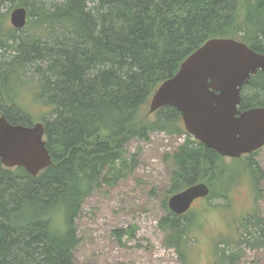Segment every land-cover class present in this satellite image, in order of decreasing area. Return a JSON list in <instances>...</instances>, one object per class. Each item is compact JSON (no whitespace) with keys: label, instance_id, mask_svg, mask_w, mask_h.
Instances as JSON below:
<instances>
[{"label":"trees","instance_id":"obj_1","mask_svg":"<svg viewBox=\"0 0 264 264\" xmlns=\"http://www.w3.org/2000/svg\"><path fill=\"white\" fill-rule=\"evenodd\" d=\"M17 8L27 13L25 29L34 28L24 36L7 23ZM210 39H234L264 55V0H0V114L12 125L33 124L9 98L30 68L37 98L53 110L42 120L49 167L33 177L0 162V264H73L84 200L100 184L114 185L132 172L136 163L126 157V144L148 141L154 132L185 136L165 157L170 185L158 227L164 247L187 264L194 216L174 215L167 200L199 183L209 188L205 199H226L240 172L192 139L175 109L149 113L148 103ZM240 97V112L264 108V74L251 76ZM255 154L246 158L244 171L258 196L264 175ZM255 214L242 221L236 249H264V227ZM231 244L221 239L215 245L218 262H238L241 251L229 252Z\"/></svg>","mask_w":264,"mask_h":264},{"label":"rangeland","instance_id":"obj_2","mask_svg":"<svg viewBox=\"0 0 264 264\" xmlns=\"http://www.w3.org/2000/svg\"><path fill=\"white\" fill-rule=\"evenodd\" d=\"M7 23L10 25L9 17ZM26 25L17 35L34 31L32 25L25 29ZM28 71L27 75H20L9 98L30 116L33 124L42 123L43 119L53 116V110L37 98L38 83L31 76L32 68ZM147 110L148 104L141 113L146 114ZM184 140V135L154 132L148 141L133 139L126 144V157H134L136 163L134 170L114 185L100 184L84 200L76 221L80 243L73 253V264H181L174 250L164 247L165 233L158 222L167 214L162 205L170 185L171 163L165 157ZM247 157L223 158L224 167L240 172L234 176L236 180L226 199L223 196L212 200L203 198L190 208L195 225L185 243L187 264H223L217 261L215 250L221 239L233 243L226 247L229 252L241 251L235 264H264V249L244 246L236 249L234 245L240 237L238 230L242 221L254 213L264 227V179L256 196L250 175L244 171ZM252 160L264 175V147ZM223 181H228V175Z\"/></svg>","mask_w":264,"mask_h":264},{"label":"water","instance_id":"obj_3","mask_svg":"<svg viewBox=\"0 0 264 264\" xmlns=\"http://www.w3.org/2000/svg\"><path fill=\"white\" fill-rule=\"evenodd\" d=\"M27 13L14 9L9 22L15 30L26 25ZM264 74V55L234 39H210L181 64L176 74L158 86L149 100V113L175 109L185 132L220 157L237 159L264 147V108L240 112V91L251 76ZM0 162L7 169L23 168L36 177L52 163L42 123L12 125L0 114ZM199 183L172 195L169 212L184 215L207 197Z\"/></svg>","mask_w":264,"mask_h":264}]
</instances>
